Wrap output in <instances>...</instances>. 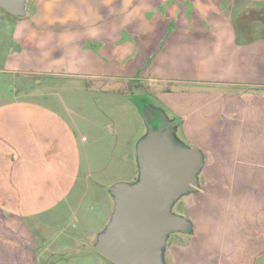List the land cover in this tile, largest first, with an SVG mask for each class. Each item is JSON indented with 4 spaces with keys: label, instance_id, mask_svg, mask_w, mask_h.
<instances>
[{
    "label": "crops",
    "instance_id": "obj_1",
    "mask_svg": "<svg viewBox=\"0 0 264 264\" xmlns=\"http://www.w3.org/2000/svg\"><path fill=\"white\" fill-rule=\"evenodd\" d=\"M131 1L111 0L117 9L109 10L104 0H91L95 14L88 16L45 14L37 6L21 18L29 45L22 69L0 68L25 74L12 94L0 91V264L100 253L99 235L117 205L112 186L141 176L137 143L123 145L121 138L127 129L148 133L141 104L126 90L108 88L145 81L168 85L155 94L172 115L200 119L197 144L205 163L211 154L208 167L219 168L217 185L209 181L206 196L186 214L192 226L171 232L166 246L184 239L204 252L233 238L221 222L226 184L248 174L254 152L264 164V0H154L152 14L147 0L129 9ZM98 5L108 8L97 14ZM63 89L86 94L92 109L101 93L121 114H109V123L92 131L98 111L72 110L58 95ZM103 141L114 142V155L96 164L90 151ZM215 192L217 204L210 203ZM235 239L238 264L264 258L256 233ZM187 244L164 249L165 264H192Z\"/></svg>",
    "mask_w": 264,
    "mask_h": 264
},
{
    "label": "rangeland",
    "instance_id": "obj_2",
    "mask_svg": "<svg viewBox=\"0 0 264 264\" xmlns=\"http://www.w3.org/2000/svg\"><path fill=\"white\" fill-rule=\"evenodd\" d=\"M90 1L91 0H24V12L20 15H16L0 6V68H11L16 69L17 71L22 69V56L24 55L25 48H27L28 45L26 40L28 30L24 27L26 20L21 18H24L31 13L34 14L37 6L41 8L43 7L45 14L48 13L56 15L59 12L60 15L68 16L80 11L82 16H88L92 14L93 10L95 11L96 8L94 6H90ZM109 2H111V0H104L105 4L108 3L109 10H111L112 7L117 9L116 4H109ZM141 3L142 0H134L129 9L142 5ZM154 3V0H147L144 4V6L148 9L147 11L149 14L153 13ZM108 7L98 5L97 14L103 13V11L105 12ZM166 10L168 9L163 8L162 13L165 14ZM159 11L161 12V9H159ZM24 76V73L0 71V91L4 94H12L16 88L13 83L25 80ZM71 83L73 84L74 81H68L65 85L68 86L71 85ZM158 88L163 90L169 89L168 85H161L160 87L155 86L151 88L147 86V81L144 83L131 84L129 86L121 85L108 89L126 90L131 93V96H133V98L141 104L144 114L143 118L146 125L149 123L153 127H157L161 123H164V121H167V125L164 127V131L167 133L171 131L172 127H174L173 130H175V133L173 136H169L173 142L174 148L190 146L192 144L198 145L197 143L201 142V129L197 128V126L201 125L200 119L197 121L196 119L191 120L172 115L169 109L157 99L155 91L159 90ZM134 92L137 93L134 94ZM142 93L144 95H142ZM58 95L59 97H62L64 102H66V105L72 106V110L87 113H90L91 110L92 113L95 110L98 111V117L92 119V131L102 130L110 121V119H106L109 114H121V111L116 107V104L113 105L112 103L105 102V100H103L104 97L101 93L94 94L95 101L93 102V109L90 108L89 99L84 93H76L75 95L74 92L68 89H63L59 90ZM76 97L81 98L82 103H75L74 101H76ZM149 100H151V102H148ZM134 110V107L129 109L131 113ZM188 123L193 126V129L190 130L189 134L186 133L184 128L186 124L189 125ZM130 130L131 129H127L122 138L120 137L123 141V145H126L127 141L130 139L138 145L140 141L147 136V134L144 136L142 132H139L136 136L131 135L132 132ZM86 131L89 130L87 129ZM113 144L114 142L112 143V146ZM112 146L109 143H105V141L95 143L90 151V158L94 161V163L102 164L105 162L106 158L114 155L111 150ZM115 153L117 154V152ZM123 153H125V151H123ZM206 154V163L204 159V165L197 173L198 185L196 186V189L194 191L184 193L174 200L172 205L173 213L186 216V214L190 212L192 206L196 202L200 203L201 199L206 196L205 194L207 193L205 192L208 189L206 186L209 184V181H214L215 185H217L216 180L218 178L219 168L217 166L212 169L208 167V164H211V161L208 159L211 154L210 152H206ZM254 154L255 152L252 154L253 162L251 163V167H246L248 174L240 176L241 178H239L234 186L226 184L225 187L226 194L227 196L229 195L227 201L228 207L223 211L221 222L224 229H226L227 234L233 237L228 244L223 246L214 242L212 245H209L207 251L197 252L196 243L194 241H190L189 244H187L184 239H181L179 241L172 240L170 245L166 246L165 249L168 248V251L175 250V246L180 245L184 248V250H186L187 244V252L192 256V264H238V255L235 244L237 241L235 239V235L239 232L250 233L252 231V233L257 234L258 247L261 250H264V164L259 161H254ZM208 173L212 176L209 177ZM119 175L120 174L118 173H114L113 179L118 178ZM217 197L218 193L215 192V197L212 198L210 203L214 202L217 204ZM73 224H76V222H73ZM71 227L74 228L77 226ZM178 249L179 248H177V251H180V249ZM263 261L264 258L261 260L253 258L252 262L248 264H262ZM111 262L112 261H110V259H107L106 256L98 252L95 254H87L85 252H67L66 254L50 256L49 259L43 260L41 264H115Z\"/></svg>",
    "mask_w": 264,
    "mask_h": 264
},
{
    "label": "water",
    "instance_id": "obj_3",
    "mask_svg": "<svg viewBox=\"0 0 264 264\" xmlns=\"http://www.w3.org/2000/svg\"><path fill=\"white\" fill-rule=\"evenodd\" d=\"M23 3L0 0V6L16 15L23 14ZM165 125L167 121L157 127L147 124V136L138 144L139 181L112 186L116 210L96 247L115 264H165L169 234L192 226L186 216L172 212V205L180 195L196 189L204 154L196 144L174 148L169 137L174 127L167 133Z\"/></svg>",
    "mask_w": 264,
    "mask_h": 264
}]
</instances>
